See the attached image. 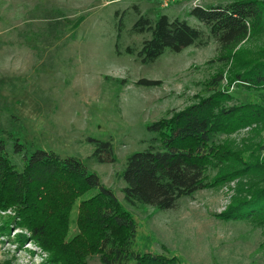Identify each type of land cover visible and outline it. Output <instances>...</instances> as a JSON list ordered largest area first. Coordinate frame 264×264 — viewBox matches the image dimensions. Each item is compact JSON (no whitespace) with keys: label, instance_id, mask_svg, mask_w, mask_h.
I'll use <instances>...</instances> for the list:
<instances>
[{"label":"rangeland","instance_id":"1","mask_svg":"<svg viewBox=\"0 0 264 264\" xmlns=\"http://www.w3.org/2000/svg\"><path fill=\"white\" fill-rule=\"evenodd\" d=\"M181 2L165 7L159 0H0V141L18 170L36 150L80 159L136 221L135 249L141 253L176 256L182 264H264V226L218 217L233 202L238 179L183 197L168 210L129 205L124 198L127 159L149 147L155 136L149 126L196 102L205 95V82L228 67L208 28L190 15L195 4ZM135 6L153 20L163 14L186 20L203 30V44L168 50L143 64L126 53L150 37L132 32L139 18ZM262 42L264 36L243 45L253 49ZM140 79L161 84L140 85ZM231 92L235 98L228 105L262 103L258 91L234 85ZM223 138L241 149L264 141V125H246ZM96 141L112 143L114 161L94 157ZM78 205L70 236L78 229ZM12 214L1 211L0 225ZM18 233L29 232L14 225L10 234H0V264L45 262L48 252L31 240L21 246ZM88 264H101L100 256H90Z\"/></svg>","mask_w":264,"mask_h":264},{"label":"trees","instance_id":"2","mask_svg":"<svg viewBox=\"0 0 264 264\" xmlns=\"http://www.w3.org/2000/svg\"><path fill=\"white\" fill-rule=\"evenodd\" d=\"M135 9L139 18L132 32L150 37L140 49L128 47L126 53L143 64L155 62L168 50L181 53L203 44V30L186 20L166 14L153 20ZM190 15L208 28L227 70L205 82V95L196 102L149 126L155 133L149 147L127 159L124 198L129 205L168 210L183 197L238 179L233 202L218 217L264 226V141L246 142L240 149L222 139V134L246 125H264V42L253 49L243 45L264 36V0L196 5ZM137 83L157 86L161 81L140 79ZM234 85L260 92L262 103L249 100L228 105L235 98ZM96 142L94 157L114 161L112 143ZM25 158L24 168L18 170L0 141V212H13L2 221L0 234H10L14 225L28 231L15 235L16 240L21 246L31 240L48 252L42 264H88L92 255H99L101 264H182L176 256L135 249L136 221L80 159L45 150ZM210 169L216 173L210 175ZM92 189L97 192L85 197ZM78 200L74 221L78 229L70 236Z\"/></svg>","mask_w":264,"mask_h":264},{"label":"built area","instance_id":"3","mask_svg":"<svg viewBox=\"0 0 264 264\" xmlns=\"http://www.w3.org/2000/svg\"><path fill=\"white\" fill-rule=\"evenodd\" d=\"M181 1H185V0H159V2L165 6V7H168L174 3H178V2H181ZM192 2L196 5H202V0H192Z\"/></svg>","mask_w":264,"mask_h":264},{"label":"crops","instance_id":"4","mask_svg":"<svg viewBox=\"0 0 264 264\" xmlns=\"http://www.w3.org/2000/svg\"><path fill=\"white\" fill-rule=\"evenodd\" d=\"M179 3H182V2H179ZM176 5H178V3H176ZM171 6V5H170Z\"/></svg>","mask_w":264,"mask_h":264}]
</instances>
